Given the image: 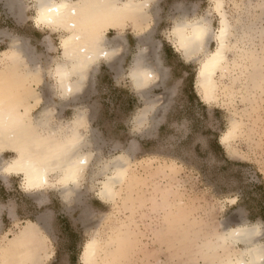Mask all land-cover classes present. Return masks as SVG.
I'll use <instances>...</instances> for the list:
<instances>
[{
  "label": "rangeland",
  "instance_id": "rangeland-1",
  "mask_svg": "<svg viewBox=\"0 0 264 264\" xmlns=\"http://www.w3.org/2000/svg\"><path fill=\"white\" fill-rule=\"evenodd\" d=\"M21 1L29 6L23 23L13 19L5 0H0V30L27 39L40 56L46 84L40 88L58 104L57 119L69 121L78 108L84 110L82 132L95 139L85 148L91 160L73 195L79 193L77 202L67 201L58 188L42 193L25 191L21 175L3 177L0 173V250L27 221H38L42 216L47 218L44 232L50 239L47 253H51L42 264H82L87 240L96 233L108 239L131 215L139 228L138 245L124 264H203L200 248L212 234L222 230V225L247 221L264 229V93L254 102L239 98L238 91L232 102L204 103L195 89L199 61H185L170 36L174 22L182 15L187 19L209 15L217 29L219 18L211 0H157L156 16L150 23L151 38L166 71L163 82L148 91L149 96L161 99L154 111L156 119L141 128L135 118L145 102L128 76L138 50L132 27L121 34L127 46L119 75L100 62L89 76L80 101L62 103L50 73L61 59V34L36 27L32 1ZM224 1L233 24H238L240 15L241 22L250 24L255 19L264 27L263 20L258 19L262 12L258 3L264 4V0ZM115 32L111 30L108 37L114 38ZM49 35L50 41L46 39ZM10 41L9 37L0 39V52ZM214 46L212 42L210 47ZM235 114L243 120L242 133L231 140V148L227 149L219 140ZM119 155L130 158V176L117 186L120 195L109 201L99 195L100 181L105 177L103 172L111 173V162ZM13 156L7 152L1 158L5 161ZM164 189L167 204L165 196H160ZM152 198L154 205L160 206L150 207ZM231 198H237L236 203L229 202ZM158 199L164 201L157 204ZM178 205L185 211L181 209L182 218L176 221ZM166 224L170 236L168 229L164 230ZM177 232H182L184 240L176 239Z\"/></svg>",
  "mask_w": 264,
  "mask_h": 264
},
{
  "label": "bare ground",
  "instance_id": "bare-ground-1",
  "mask_svg": "<svg viewBox=\"0 0 264 264\" xmlns=\"http://www.w3.org/2000/svg\"><path fill=\"white\" fill-rule=\"evenodd\" d=\"M32 1L31 6L35 10L32 18L35 26L61 34L59 42L61 59L50 73L55 79L54 88L62 103L80 101L89 76L97 71L100 62H104L119 75L123 54L126 51V41L121 34L130 26L138 39V50L133 55L128 76L134 89L145 102L144 109L139 112L135 121L141 128L152 118L156 119L154 111L158 109L161 99L149 96L148 91L156 83L163 82L166 71V67L162 65L157 55V49L156 51L153 49L154 41L151 38L153 28L150 23L156 16L157 0ZM5 2L6 8L14 18L18 19V22L27 20L28 5L26 6L21 0H5ZM211 2L219 18V27L222 18L229 26V35L225 43L237 49V53L233 55L226 51L224 59L218 65L209 66L205 70L204 65L209 55L216 52L217 40L206 39L202 46L185 47L188 44L191 26L184 29L182 22L200 20L203 17L213 30L219 29V27L214 28L209 15L193 19H187L182 15L181 19L174 22L171 30L173 45L185 61L191 63L195 60L199 61H197L199 64L195 89L204 103L211 104L220 100L232 102L238 96V91L239 98L254 102L264 93V27L256 23L255 19L254 23L250 24L246 21L248 23L246 25L243 18L241 19L243 23L240 21V15L239 20L236 19L240 26L233 24L230 20L231 16L229 17L225 9V1L211 0ZM217 3L222 5L219 12L216 10ZM260 3L258 4L262 12L261 15L257 13L258 19L264 22V4ZM48 8L54 10L49 12ZM188 8L189 11L192 10L191 7ZM111 30L116 31L117 34L110 39L108 34ZM0 35L11 39L9 46L0 52V173L3 177L21 175L25 191L42 193L49 188H58L67 201L70 202L71 199L76 201L79 193L73 195L78 192L77 189L82 184L91 160V155L89 151H85V148L91 146L92 140L95 139L85 136L82 132L85 111L78 108L72 120H58L59 112L56 111L58 104L40 88L46 85L45 68L40 56L29 45L27 39L3 29L0 30ZM49 38L50 35L46 36L47 40ZM212 42L215 43L213 48L210 47ZM48 49L50 50V47ZM46 88L48 90V87ZM39 108L41 111L35 115ZM235 116L231 118L230 127L222 133L219 140L227 149L231 148V140L239 132L242 133L243 120L239 115L235 114ZM230 131L232 135L228 141H225ZM73 144L75 147L69 150V145ZM7 152L13 153L14 156L3 161L1 157ZM129 159L119 155L111 162V173L103 172L105 177L100 181L99 189L102 198L112 201L120 195L117 186L130 176ZM14 162H18L23 171L16 169L6 171ZM73 173H76L74 182L66 179ZM26 175L31 176L34 183L42 186L27 189ZM44 181L46 183H43ZM164 191L165 189L161 191L160 196H165L166 199L167 194ZM153 198L150 199L152 203ZM162 201L158 199L156 203ZM230 201L234 204L237 198H231ZM164 202L167 204L168 200ZM152 203L150 207L157 206ZM178 207L180 209L178 208L179 211L175 213L178 216L176 221L182 218L181 212L184 210L181 206ZM132 212L134 214L133 210ZM46 223V216L40 217L38 221L29 220L18 233L8 237L0 250V264L45 262V259L51 255L47 253L50 239L44 232ZM166 226L169 224L165 225L164 230L168 229L167 235L170 236L171 229ZM221 229L212 234L211 239L208 237L209 240L200 248L199 258L204 261L203 264H264V229L259 224L251 225L245 221L235 225L224 224ZM181 233H176L175 237L178 241L182 238ZM138 234L139 228L133 215L120 223L108 239L104 240L96 233L84 245L81 254L82 264H86L85 249L92 242H95V248L90 257V264H124L129 254L137 248ZM195 249L194 252L197 250Z\"/></svg>",
  "mask_w": 264,
  "mask_h": 264
},
{
  "label": "snow or ice",
  "instance_id": "snow-or-ice-1",
  "mask_svg": "<svg viewBox=\"0 0 264 264\" xmlns=\"http://www.w3.org/2000/svg\"><path fill=\"white\" fill-rule=\"evenodd\" d=\"M146 7V5L144 6ZM222 8V5L220 3L216 4V10L219 12ZM54 9L48 8V11L51 12ZM58 11L59 9H55ZM184 29H188L189 26H191V32L190 37L188 40V44L185 45V47L189 46H202L203 42L208 39H215L218 42V47L216 49L215 53H212L209 55L208 61L204 65V69L206 70L209 66H216L220 63L221 60L224 59V53L231 52L233 55L237 53V49L229 47L225 41L228 38L229 35V26L226 23V21L222 18L220 23L221 26L217 30H213L208 21L205 20L203 17L200 20L195 21H187L182 22ZM203 71V70H202ZM232 135V132L230 131L229 134L225 137V141H228ZM75 147V145H69V150L71 148ZM80 163H84V161H80ZM13 169H16L18 171H23L21 167H19L18 162H14L9 169H6V171H12ZM76 173H73L72 175L66 177V179L73 181L75 180ZM43 183H46L44 181ZM25 186L27 189L37 188L41 187L42 184H36L33 182V178L31 176H27L25 178ZM95 248V242H92L88 245V247L85 249V258H86V264H90V257L94 252Z\"/></svg>",
  "mask_w": 264,
  "mask_h": 264
},
{
  "label": "crops",
  "instance_id": "crops-1",
  "mask_svg": "<svg viewBox=\"0 0 264 264\" xmlns=\"http://www.w3.org/2000/svg\"><path fill=\"white\" fill-rule=\"evenodd\" d=\"M31 1H32V0H31ZM32 3H33V1H32ZM12 17H13V16H12ZM32 17H33V16H32ZM13 19H15V18L13 17ZM32 20H33V19H32ZM24 21H26V20H24ZM24 21H23V22H24ZM16 22H17V21H16ZM23 22H21V23H23ZM33 22H34V21H33ZM17 23H18V22H17ZM21 23H18V24H21ZM57 33H58V32H57ZM1 38H2V39H6V37L0 35V39H1ZM126 46H127V41H126ZM124 58H125V56H124ZM123 62H124V61H123ZM248 220L251 221L249 218H248Z\"/></svg>",
  "mask_w": 264,
  "mask_h": 264
}]
</instances>
